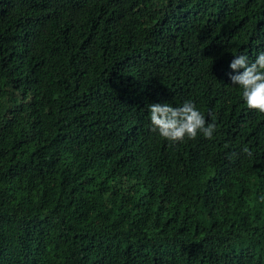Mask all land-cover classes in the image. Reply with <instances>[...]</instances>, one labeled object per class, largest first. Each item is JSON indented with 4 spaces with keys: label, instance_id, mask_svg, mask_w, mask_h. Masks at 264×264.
<instances>
[{
    "label": "trees",
    "instance_id": "1",
    "mask_svg": "<svg viewBox=\"0 0 264 264\" xmlns=\"http://www.w3.org/2000/svg\"><path fill=\"white\" fill-rule=\"evenodd\" d=\"M261 51L264 0H0V264H264ZM187 100L212 139L152 131Z\"/></svg>",
    "mask_w": 264,
    "mask_h": 264
},
{
    "label": "clouds",
    "instance_id": "2",
    "mask_svg": "<svg viewBox=\"0 0 264 264\" xmlns=\"http://www.w3.org/2000/svg\"><path fill=\"white\" fill-rule=\"evenodd\" d=\"M233 70L244 69L242 73L232 75L233 85L242 89V98L250 110L264 113V51H261L254 61L245 54L234 55L230 64ZM152 131L172 143H183L186 139L195 140L202 134L212 139L217 131L214 122L206 121L202 111L192 100L185 101L181 106L173 107L169 103L148 105ZM248 157L252 152L248 147L242 149Z\"/></svg>",
    "mask_w": 264,
    "mask_h": 264
}]
</instances>
